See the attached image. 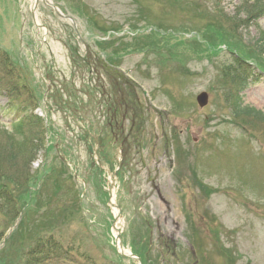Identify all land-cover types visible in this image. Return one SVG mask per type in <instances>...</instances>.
Wrapping results in <instances>:
<instances>
[{"label": "rangeland", "instance_id": "rangeland-1", "mask_svg": "<svg viewBox=\"0 0 264 264\" xmlns=\"http://www.w3.org/2000/svg\"><path fill=\"white\" fill-rule=\"evenodd\" d=\"M50 1L66 18L42 2L33 15L30 0H0V264H27L44 244L52 255L41 264H139L116 254L112 226L141 264H264V121L234 116L223 74L238 53L254 69L264 66V0ZM67 36L81 55L104 42L110 62L138 84L141 103L145 91L152 104L139 110L131 152L122 159L118 141L107 166H96L103 150L69 134L80 119L65 125L37 100L32 109L28 91L43 105L47 72L69 77ZM253 80L240 93L242 107L264 115V75ZM201 92L209 96L204 108L196 104ZM84 105L77 115L97 123ZM55 244L66 259L55 256Z\"/></svg>", "mask_w": 264, "mask_h": 264}, {"label": "trees", "instance_id": "trees-1", "mask_svg": "<svg viewBox=\"0 0 264 264\" xmlns=\"http://www.w3.org/2000/svg\"><path fill=\"white\" fill-rule=\"evenodd\" d=\"M206 30L209 31L210 28ZM213 33L217 35L216 32H213ZM209 36H213V34ZM245 59L246 57L242 56L241 59H235L233 64L225 67L223 71L225 80L227 81L228 79V81H230L231 83L227 84L226 92L224 93V99L226 100V102H228L230 101V99L233 98L234 116L237 118L241 117L242 119L241 121L245 124H251L253 117H258L259 119L264 121V115L261 112L253 108H242L241 107L240 93L249 85V81H252V77L254 75V71L252 70V68L249 67L248 64L244 62ZM262 67L264 68V66ZM0 199L6 200L5 195L0 193ZM36 249L37 247L34 250H31L27 264H41V262L47 260V258H38V257H44L46 255L44 246H42L40 249H37V250ZM58 251H60V249L55 248V253L58 254ZM1 264H5V260H2Z\"/></svg>", "mask_w": 264, "mask_h": 264}, {"label": "flooded vegetation", "instance_id": "flooded-vegetation-1", "mask_svg": "<svg viewBox=\"0 0 264 264\" xmlns=\"http://www.w3.org/2000/svg\"><path fill=\"white\" fill-rule=\"evenodd\" d=\"M109 79L115 84L114 88L117 94L115 105L116 110L120 111L119 113H117L120 116V125L118 126V129L120 133L124 135L123 123L128 114H130L132 118L140 117L138 113L139 107H137L136 103L137 98L135 92L133 90H130L129 86H126L123 81L121 83H118V80L121 81L118 76L111 73L109 74ZM135 129H137V127L132 123V126L123 137L122 143H126V146L128 148H130V144H132L136 139Z\"/></svg>", "mask_w": 264, "mask_h": 264}, {"label": "bare ground", "instance_id": "bare-ground-1", "mask_svg": "<svg viewBox=\"0 0 264 264\" xmlns=\"http://www.w3.org/2000/svg\"><path fill=\"white\" fill-rule=\"evenodd\" d=\"M31 1V6L33 8V5L36 4L37 2H41L42 0H30ZM111 204H112V208H114V204H115V192H112L111 194ZM114 217L118 219V214H117V209L114 208ZM114 235H116V233L114 232Z\"/></svg>", "mask_w": 264, "mask_h": 264}, {"label": "water", "instance_id": "water-1", "mask_svg": "<svg viewBox=\"0 0 264 264\" xmlns=\"http://www.w3.org/2000/svg\"><path fill=\"white\" fill-rule=\"evenodd\" d=\"M197 102L199 104L200 107H203L206 105L207 103V94L206 93H202L197 97Z\"/></svg>", "mask_w": 264, "mask_h": 264}]
</instances>
